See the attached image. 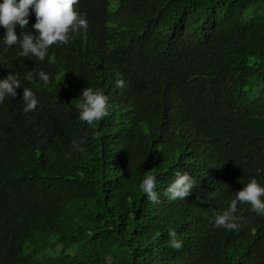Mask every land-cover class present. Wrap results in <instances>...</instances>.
Segmentation results:
<instances>
[{"label": "trees", "instance_id": "trees-1", "mask_svg": "<svg viewBox=\"0 0 264 264\" xmlns=\"http://www.w3.org/2000/svg\"><path fill=\"white\" fill-rule=\"evenodd\" d=\"M74 7L88 29L43 61L0 43V78L22 84L0 104V264H264V215L241 202L237 229L214 224L251 178L264 183V0ZM29 70L51 83L24 79ZM88 86L109 97L92 124L76 107ZM148 171L159 203L140 191ZM177 171L196 185L172 200Z\"/></svg>", "mask_w": 264, "mask_h": 264}, {"label": "clouds", "instance_id": "clouds-1", "mask_svg": "<svg viewBox=\"0 0 264 264\" xmlns=\"http://www.w3.org/2000/svg\"><path fill=\"white\" fill-rule=\"evenodd\" d=\"M79 0H0V27L5 29L3 36H0L3 50L7 51L11 46L18 45L21 51L18 56H34L43 61L48 55L49 48L53 44L62 42L68 44L70 33L86 31L89 23L86 14L78 11L74 5ZM35 13L36 21L32 25L35 34L28 29L31 13ZM22 29L20 35H17L16 28ZM38 75L43 85L51 83V75L40 70L37 73L29 70L24 79L33 80ZM118 87H124V80L116 81ZM22 86L21 80L17 74L9 72L3 78H0V104L7 97H15L17 88ZM22 100L24 102V111L31 112L37 108L39 99L32 89L23 87ZM109 97L100 89L86 87L82 95L77 98L79 119L92 124L99 121L108 114ZM98 134V133H97ZM74 147L81 153L85 149L79 142H73ZM157 177L151 171L146 172L144 178L139 184L140 191L145 193L149 200L154 203L160 202V194L157 189ZM196 185V180L187 172L177 171L173 181L167 186L165 195L170 199H184ZM244 202L251 205V210L259 215H264V183H261L255 177L251 178L243 185L242 190L235 193L229 206L222 212H217L214 218L216 227L227 229H237L236 222L238 217L235 215L238 204ZM170 244L175 249L183 246V241L178 238L175 229L168 232Z\"/></svg>", "mask_w": 264, "mask_h": 264}, {"label": "rangeland", "instance_id": "rangeland-1", "mask_svg": "<svg viewBox=\"0 0 264 264\" xmlns=\"http://www.w3.org/2000/svg\"><path fill=\"white\" fill-rule=\"evenodd\" d=\"M111 9V8H110Z\"/></svg>", "mask_w": 264, "mask_h": 264}]
</instances>
